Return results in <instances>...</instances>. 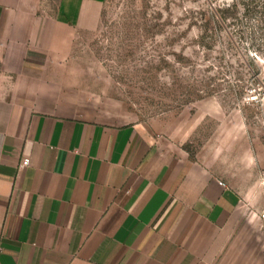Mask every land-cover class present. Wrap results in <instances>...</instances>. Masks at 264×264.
Returning <instances> with one entry per match:
<instances>
[{
	"label": "crops",
	"instance_id": "crops-1",
	"mask_svg": "<svg viewBox=\"0 0 264 264\" xmlns=\"http://www.w3.org/2000/svg\"><path fill=\"white\" fill-rule=\"evenodd\" d=\"M61 1L58 18L0 0V264H261L206 167L143 125L79 114L70 42L103 1Z\"/></svg>",
	"mask_w": 264,
	"mask_h": 264
},
{
	"label": "rangeland",
	"instance_id": "rangeland-1",
	"mask_svg": "<svg viewBox=\"0 0 264 264\" xmlns=\"http://www.w3.org/2000/svg\"><path fill=\"white\" fill-rule=\"evenodd\" d=\"M102 1L95 30L70 42L79 114L143 125L206 167L264 264V0ZM61 4L42 0L55 17Z\"/></svg>",
	"mask_w": 264,
	"mask_h": 264
},
{
	"label": "built area",
	"instance_id": "built-area-1",
	"mask_svg": "<svg viewBox=\"0 0 264 264\" xmlns=\"http://www.w3.org/2000/svg\"><path fill=\"white\" fill-rule=\"evenodd\" d=\"M28 162H29V159L28 158H22L21 159V162L19 163V166L21 167V166H23V165H27L28 164ZM221 186L223 185V183L222 182H218ZM262 217L264 218V213H262Z\"/></svg>",
	"mask_w": 264,
	"mask_h": 264
},
{
	"label": "trees",
	"instance_id": "trees-1",
	"mask_svg": "<svg viewBox=\"0 0 264 264\" xmlns=\"http://www.w3.org/2000/svg\"><path fill=\"white\" fill-rule=\"evenodd\" d=\"M249 1H252V0H249ZM249 1L243 0V2H245V3L242 4V7L244 8L245 7V4H247V6H248V4H249L248 2ZM232 6H237V2H235Z\"/></svg>",
	"mask_w": 264,
	"mask_h": 264
}]
</instances>
